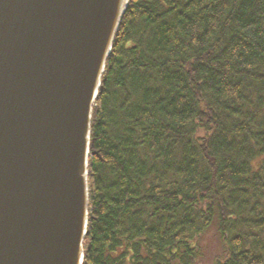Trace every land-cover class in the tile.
I'll return each instance as SVG.
<instances>
[{"label":"trees","instance_id":"16d2710c","mask_svg":"<svg viewBox=\"0 0 264 264\" xmlns=\"http://www.w3.org/2000/svg\"><path fill=\"white\" fill-rule=\"evenodd\" d=\"M88 189L83 264H264V0H129Z\"/></svg>","mask_w":264,"mask_h":264},{"label":"water","instance_id":"95a60500","mask_svg":"<svg viewBox=\"0 0 264 264\" xmlns=\"http://www.w3.org/2000/svg\"><path fill=\"white\" fill-rule=\"evenodd\" d=\"M129 0H0V264H83L93 107Z\"/></svg>","mask_w":264,"mask_h":264}]
</instances>
